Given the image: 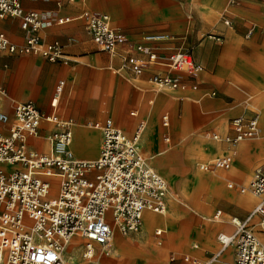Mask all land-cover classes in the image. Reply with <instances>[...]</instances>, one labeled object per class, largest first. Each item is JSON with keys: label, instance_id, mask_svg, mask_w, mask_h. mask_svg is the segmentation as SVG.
I'll list each match as a JSON object with an SVG mask.
<instances>
[{"label": "crops", "instance_id": "crops-1", "mask_svg": "<svg viewBox=\"0 0 264 264\" xmlns=\"http://www.w3.org/2000/svg\"><path fill=\"white\" fill-rule=\"evenodd\" d=\"M23 7L47 15L35 33L44 44L60 42L65 57L52 62L0 50L1 104L11 121L13 103L26 101L72 121L70 147L88 161L100 157L103 144L94 123L112 119L131 136L144 122L141 149L168 183L166 212L146 210L140 231L115 227L109 247L94 244L92 259L81 252L86 239L76 236L65 258L72 264H234L236 242L224 246L219 236L233 235L234 219H246L261 201L238 187L264 171V0H23ZM86 10L108 14L125 39L160 59L190 50L197 72L180 76L177 87L157 86L152 75L169 70L150 63L136 74L123 55L99 50L80 17ZM21 23L0 17V30L20 46L33 34ZM152 35L162 39H146ZM129 56L148 59L138 51ZM238 117H257V134L238 144L205 136H233ZM56 129L43 120L32 147L48 152L46 136ZM227 156L230 168L215 167V159Z\"/></svg>", "mask_w": 264, "mask_h": 264}, {"label": "built area", "instance_id": "built-area-1", "mask_svg": "<svg viewBox=\"0 0 264 264\" xmlns=\"http://www.w3.org/2000/svg\"><path fill=\"white\" fill-rule=\"evenodd\" d=\"M6 16L20 18L22 27L33 34L20 46L0 30V50L37 54L52 62L64 60L60 42L44 44L35 33L46 14L26 11L23 0H0V17ZM80 17L98 49L123 55L136 74L150 63L165 66L167 74L156 73L150 79L159 87H177L180 76L198 70L190 50L179 48L160 59L151 48L125 39L108 14L86 10ZM146 39L160 40L162 36ZM132 51L143 52L148 59L129 56ZM2 96L0 89V125L5 126L0 128V264H72L65 252L76 236L86 239L82 255L92 259L94 244L109 247L115 227L123 234L135 233L143 226L146 210L166 212L167 180L150 164L140 145L144 122L131 136L112 119L94 123L103 132V144L100 157L88 161L77 158L70 147L72 121L45 113L33 101L14 102L15 119L11 121L2 108ZM43 120L57 126L46 136L48 152L31 145L42 137ZM167 123L168 117L164 116ZM232 125L233 136L223 137L216 132H206L205 136L238 144L257 134L258 119L238 117ZM214 163L217 168L227 169L232 158H217ZM200 168L211 169L209 164ZM229 187L234 184L229 183ZM238 190L260 196L261 201L246 219H234L237 230L233 235L220 234L219 239L224 246L236 242L234 264H264V171L257 172L248 186ZM256 216L258 221L253 224Z\"/></svg>", "mask_w": 264, "mask_h": 264}, {"label": "bare ground", "instance_id": "bare-ground-1", "mask_svg": "<svg viewBox=\"0 0 264 264\" xmlns=\"http://www.w3.org/2000/svg\"><path fill=\"white\" fill-rule=\"evenodd\" d=\"M161 229V228H160ZM81 252H83V251H81ZM77 253V252H76ZM71 254V253H70ZM81 254V253H80ZM69 255V254H68ZM72 258V257H71ZM78 258H79V256H78Z\"/></svg>", "mask_w": 264, "mask_h": 264}]
</instances>
